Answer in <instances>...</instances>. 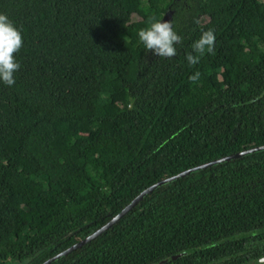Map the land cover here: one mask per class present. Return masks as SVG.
Listing matches in <instances>:
<instances>
[{
	"label": "trees",
	"instance_id": "trees-1",
	"mask_svg": "<svg viewBox=\"0 0 264 264\" xmlns=\"http://www.w3.org/2000/svg\"><path fill=\"white\" fill-rule=\"evenodd\" d=\"M0 13L23 37L15 84L0 82V264H41L157 181L264 145V0H0ZM153 15L182 37L171 59L138 41ZM209 29L215 53L189 66ZM263 256L260 150L156 187L50 264Z\"/></svg>",
	"mask_w": 264,
	"mask_h": 264
},
{
	"label": "clouds",
	"instance_id": "clouds-1",
	"mask_svg": "<svg viewBox=\"0 0 264 264\" xmlns=\"http://www.w3.org/2000/svg\"><path fill=\"white\" fill-rule=\"evenodd\" d=\"M146 25L137 32L139 43L147 51L150 50L160 58L171 59L175 57L177 55L176 45L181 43L182 37L175 31L173 24L153 15L148 17ZM21 31L6 14L0 13V82L7 86L15 84L14 74L20 68V64L16 60V53L23 46ZM215 41L214 30L204 31L200 38L193 43L192 53L185 56L189 66L198 64L205 54H214ZM199 78L200 73L197 71L190 75L188 80L195 83Z\"/></svg>",
	"mask_w": 264,
	"mask_h": 264
},
{
	"label": "water",
	"instance_id": "water-1",
	"mask_svg": "<svg viewBox=\"0 0 264 264\" xmlns=\"http://www.w3.org/2000/svg\"><path fill=\"white\" fill-rule=\"evenodd\" d=\"M264 93V91H263ZM262 93V94H263ZM260 150H264V145H259V146H255V147H251L236 153H232L230 155H226L196 166H193L189 169H186L184 171H181L173 176H170L168 178H164L161 179L159 181H157L156 183L150 185L149 187L145 188L144 190H142L128 205H126L117 215H115L112 219H110L106 224H104L102 227H100L99 229H97L96 231H94L92 234L80 239L79 241H77L76 243H74L73 245H71L70 247L64 249L63 251L57 253L56 255H53L52 257L48 258L47 260L43 261L41 264H50L51 262H53L54 260L60 258L63 255L68 254L69 252L80 248L81 246H83L84 244H86L87 242L91 241L92 239H94L95 237L99 236L100 234H102L103 232H105L108 228H110L114 223H116L120 218H122L127 212H129L146 194L150 193L152 190H154L156 187L165 184L169 181H172L174 179H177L179 177H183L193 171L199 170L201 168H205L217 163H221L233 158H237V157H241L244 155H247L249 153H253L256 151H260ZM176 256H173V258ZM264 257V256H263ZM262 258V257H261ZM259 259V261H264V259Z\"/></svg>",
	"mask_w": 264,
	"mask_h": 264
},
{
	"label": "rangeland",
	"instance_id": "rangeland-1",
	"mask_svg": "<svg viewBox=\"0 0 264 264\" xmlns=\"http://www.w3.org/2000/svg\"><path fill=\"white\" fill-rule=\"evenodd\" d=\"M163 20L169 21V16L168 15L164 16Z\"/></svg>",
	"mask_w": 264,
	"mask_h": 264
}]
</instances>
